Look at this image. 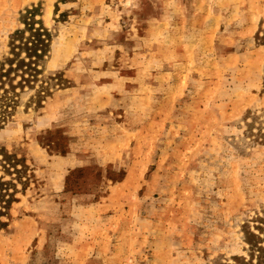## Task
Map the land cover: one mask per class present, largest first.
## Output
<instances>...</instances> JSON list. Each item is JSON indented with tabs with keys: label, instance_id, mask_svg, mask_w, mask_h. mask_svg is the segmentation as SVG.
I'll list each match as a JSON object with an SVG mask.
<instances>
[{
	"label": "rangeland",
	"instance_id": "obj_1",
	"mask_svg": "<svg viewBox=\"0 0 264 264\" xmlns=\"http://www.w3.org/2000/svg\"><path fill=\"white\" fill-rule=\"evenodd\" d=\"M0 75V264H264V0H0Z\"/></svg>",
	"mask_w": 264,
	"mask_h": 264
},
{
	"label": "trees",
	"instance_id": "obj_2",
	"mask_svg": "<svg viewBox=\"0 0 264 264\" xmlns=\"http://www.w3.org/2000/svg\"><path fill=\"white\" fill-rule=\"evenodd\" d=\"M36 36H38V38L39 39H36L37 41H39V45H40V47L41 48H39V50H42V48L45 46L44 45V41L41 39V36H42V34L40 33V32H38V33H36ZM39 50H36L35 52H34V54H35V56L37 57V58H40V56H41V54H39L38 53V51ZM11 64V63H10ZM32 64H34V62H32V61H30V63H28V64H24V62L23 61H19L18 62V66H31ZM1 70H3V68H1ZM33 70H35V69H33ZM1 77H3V75H0ZM3 157H4V159H3V161H2V163H3V165H4V163L6 162V163H8V164H10L9 163V159H10V157H12V156H10V155H7V154H3ZM11 200H12V195H8V198L6 199V200H3V203H4V205H6V204H8L9 202H11ZM251 235V239H253L254 237H255V234H253V233H251L250 234ZM251 244H252V242H251Z\"/></svg>",
	"mask_w": 264,
	"mask_h": 264
}]
</instances>
